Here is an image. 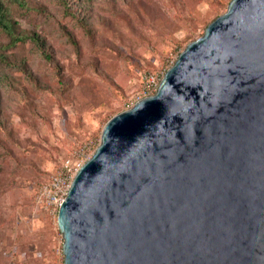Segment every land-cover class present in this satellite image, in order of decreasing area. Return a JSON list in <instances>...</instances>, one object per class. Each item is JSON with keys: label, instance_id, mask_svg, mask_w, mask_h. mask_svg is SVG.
Wrapping results in <instances>:
<instances>
[{"label": "water", "instance_id": "water-1", "mask_svg": "<svg viewBox=\"0 0 264 264\" xmlns=\"http://www.w3.org/2000/svg\"><path fill=\"white\" fill-rule=\"evenodd\" d=\"M57 225L64 264H264V0H230L105 123Z\"/></svg>", "mask_w": 264, "mask_h": 264}, {"label": "rangeland", "instance_id": "rangeland-1", "mask_svg": "<svg viewBox=\"0 0 264 264\" xmlns=\"http://www.w3.org/2000/svg\"><path fill=\"white\" fill-rule=\"evenodd\" d=\"M0 264H64L57 216L35 188L75 142H100L143 71H163L230 0H3Z\"/></svg>", "mask_w": 264, "mask_h": 264}, {"label": "built area", "instance_id": "built-area-1", "mask_svg": "<svg viewBox=\"0 0 264 264\" xmlns=\"http://www.w3.org/2000/svg\"><path fill=\"white\" fill-rule=\"evenodd\" d=\"M175 60H171L161 72L143 71L140 74V89L137 94L130 98L127 108L132 107L141 98L154 94L166 70L172 66ZM97 146L89 141L75 142L71 149L60 158L47 179L35 188L33 193L34 205L43 212L56 217L76 173L92 157Z\"/></svg>", "mask_w": 264, "mask_h": 264}, {"label": "trees", "instance_id": "trees-1", "mask_svg": "<svg viewBox=\"0 0 264 264\" xmlns=\"http://www.w3.org/2000/svg\"><path fill=\"white\" fill-rule=\"evenodd\" d=\"M15 2H22V0H12ZM9 9L6 5H4L3 0H0V28L3 29L11 38L12 42L11 43H15L17 41H20L22 39H25V37L23 38V36H19L17 34H15V28L13 25V22L11 21V19L9 18Z\"/></svg>", "mask_w": 264, "mask_h": 264}]
</instances>
